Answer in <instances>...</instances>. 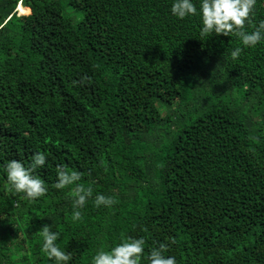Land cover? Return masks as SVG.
Instances as JSON below:
<instances>
[{
  "label": "trees",
  "instance_id": "1",
  "mask_svg": "<svg viewBox=\"0 0 264 264\" xmlns=\"http://www.w3.org/2000/svg\"><path fill=\"white\" fill-rule=\"evenodd\" d=\"M170 2L0 0V164L44 152L47 188L29 200L0 171V264H56L44 225L60 264L122 237L144 238L139 264L159 243L176 264H264V40L202 36ZM261 19L256 0L244 30ZM58 164L92 188L78 220Z\"/></svg>",
  "mask_w": 264,
  "mask_h": 264
},
{
  "label": "clouds",
  "instance_id": "2",
  "mask_svg": "<svg viewBox=\"0 0 264 264\" xmlns=\"http://www.w3.org/2000/svg\"><path fill=\"white\" fill-rule=\"evenodd\" d=\"M256 0H171L169 12L171 15L183 19L186 16L199 17V32L202 36L211 34H234L244 46H254L264 40V19L258 21L252 31L244 30V24L249 20V13ZM241 48H234L230 55L236 58ZM46 155L42 151L33 152L26 166L21 160L9 159L0 164V171L6 174V182L10 189L23 193L31 200L42 196L47 188L45 181L35 175L33 170L44 165ZM80 179V172L67 170L63 164L56 165V179L54 187L57 189L72 185L69 195L72 198L71 218L78 220L81 217L80 208L83 207L88 197L92 196V188L81 183H74ZM92 203L109 206L113 203L111 197L97 193ZM40 235L41 250L45 256L54 260L56 264L67 262L70 255L57 246L59 233L51 231L47 225L42 226ZM145 240L143 237H122L119 242L105 249H98L90 257L89 264H139L144 252ZM166 245L159 243L151 248L145 259L147 264H176L173 256L164 255Z\"/></svg>",
  "mask_w": 264,
  "mask_h": 264
},
{
  "label": "rangeland",
  "instance_id": "3",
  "mask_svg": "<svg viewBox=\"0 0 264 264\" xmlns=\"http://www.w3.org/2000/svg\"><path fill=\"white\" fill-rule=\"evenodd\" d=\"M23 8H26V7L20 3V4L18 5V7H17V10H18V12H19L20 14H24V13H21V9H23ZM28 9H29V11L31 12V9H30V8H28ZM66 13L74 19V22H75V23H77V22L80 20V18H81V15H79V14L74 15V14L72 13V10H71L70 8L66 9ZM28 14H30V13H28Z\"/></svg>",
  "mask_w": 264,
  "mask_h": 264
}]
</instances>
